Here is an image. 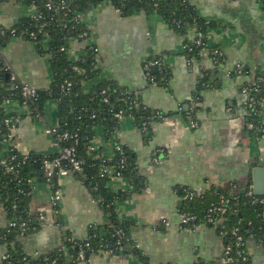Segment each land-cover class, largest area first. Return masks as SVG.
<instances>
[{
	"label": "crops",
	"instance_id": "crops-1",
	"mask_svg": "<svg viewBox=\"0 0 264 264\" xmlns=\"http://www.w3.org/2000/svg\"><path fill=\"white\" fill-rule=\"evenodd\" d=\"M192 3L201 17L220 24L207 40L219 49L224 63L204 89H200L203 70L213 68L214 62L209 54L200 60L188 57L186 47L195 40V29L179 34L157 13L140 11L123 16L105 0L84 15L89 38L73 45L75 60L85 55L89 45L98 50V75L83 82L84 93L107 80L134 92L149 111L167 116L147 126L132 117L120 122L115 138L133 158L140 186L132 191L125 178L109 182L113 190L129 193L118 202L116 213L122 221L132 222L130 236L150 264H220L224 241L218 230L203 224L193 229L180 225L186 192L203 196L212 187H226L231 194L239 193L252 187L253 170L264 167V132L256 135L247 129L246 95L241 90L246 81L264 71V6L261 0ZM32 11L29 2H0V27L12 28ZM154 56H161L171 70L165 86L146 78L145 64ZM50 58L23 36L12 37L2 48L4 64L12 67L20 82L38 91L47 90L53 82ZM239 64L241 71L237 70ZM243 69L248 73L243 75ZM58 105V101L48 100L38 116L10 107L19 116L11 141L19 153H53L47 129L59 123ZM262 120L264 126V117ZM93 142L112 157V142L104 138L101 129ZM58 185L62 201L59 212L54 213L50 187L43 178L32 179L29 211L43 215L44 220L36 232L20 237V241L23 251L33 258L60 246L66 234L85 240L91 226L106 224L105 211L90 185L77 175L61 178ZM8 223L7 212L0 209V233ZM246 245L252 264H264V245L253 238ZM5 254L0 235V263ZM78 264L138 261L126 249L113 254L103 250Z\"/></svg>",
	"mask_w": 264,
	"mask_h": 264
},
{
	"label": "trees",
	"instance_id": "trees-1",
	"mask_svg": "<svg viewBox=\"0 0 264 264\" xmlns=\"http://www.w3.org/2000/svg\"><path fill=\"white\" fill-rule=\"evenodd\" d=\"M47 0H36V5L40 11L44 12L45 19L36 21L27 17L18 22L14 27L17 29V36H23L30 40L29 34L38 31L43 27V31L35 40L36 46L43 54L50 55V64L52 69L53 82L47 90L39 91V99L35 103L33 115L38 116L43 112L45 103L48 100H56L59 102V130L60 132L68 131L78 133L79 141L77 142V151L83 160V172L77 176L86 182L94 190V197L99 200L105 211L107 218L106 224L100 226H91L88 236L85 240H77L70 234H66L62 243L57 248L42 254L36 258L28 256L22 248L20 237L36 232L40 228L38 216L33 215L29 211L28 197L31 189L30 181L35 178H44L42 171V155L29 154L28 159L21 165L19 175L8 173L4 166H0V201L6 209L8 220L25 222L27 229L23 230L17 227H10L0 233L2 243L6 246L7 258L0 264H77V256L81 248L86 243L91 245L88 251V257L99 250H118L117 239L113 237L117 229H124L125 237L123 243L126 249L128 245L134 242L130 236V228L132 222L122 221L117 215L118 202L129 196L128 192L115 191L109 187L110 179L102 176V158L97 157L96 153L88 152L87 147L93 141L99 129L102 130L106 140L112 143L117 142L115 136L119 130L120 121L115 118V113L119 110L124 111L125 118L132 117L137 123L143 124L150 115L148 108H145L139 97L130 90L120 87L115 83L107 80L101 81L94 87L90 93H84L82 84L94 76L98 75L97 51L95 49H87L85 55L74 60L68 53L71 38L78 37L83 32H90L88 27L82 20L76 18L77 14H86L90 7L98 5L105 0H71V13L65 15L62 12L49 11L44 8ZM58 1V0H56ZM111 1L116 8L120 9L123 16H129L134 13L145 11L159 14L170 28L179 32V34H188L190 29H195L196 36L199 32L204 35L205 43L208 34L220 27L216 21L207 20L198 14L192 0H108ZM31 2V0L29 1ZM59 2V1H58ZM264 6V0H261ZM2 30L10 28L0 27ZM44 37L49 38L47 50L42 44ZM12 38L7 31L4 38H0V49ZM196 40V38H195ZM195 40L190 43V51H187L188 57L193 60H200V49L195 47ZM210 45V44H209ZM212 58L213 68L203 70V79L200 89L210 86L211 78L214 72L224 63V56L214 54L212 49L208 52ZM161 56L150 58L151 61L161 59ZM163 59V58H162ZM165 61V60H164ZM0 66L4 62L1 56ZM165 61L164 71H158L154 75L152 84L165 86L170 79V68ZM248 71L243 69L242 74ZM66 81L73 82L72 89L67 93L62 89ZM243 86L249 88L250 95L260 103H255L252 107H248V101L245 102L247 123L254 124L251 133L259 135L263 126L264 117V71L255 74L252 80L246 81ZM106 91L105 95L102 92ZM108 97L105 103L104 98ZM21 100L18 90H14L9 86V78L3 71L0 72V135L4 139L5 120L16 119L19 116L16 113H8L2 104L7 99ZM137 102L139 104L136 106ZM188 113L184 112L183 115ZM95 116V117H94ZM19 120V119H18ZM149 123V120H147ZM70 142H64V146L70 145ZM125 148V147H124ZM126 150V148H125ZM127 151V150H126ZM12 153L22 158L16 148ZM128 153V152H127ZM129 158L126 161L125 168L122 170L123 177L130 183L132 191L140 186V177L136 169V164L128 153ZM52 156H56L52 154ZM113 161V165H115ZM57 183V179H55ZM250 188V187H249ZM245 191L239 192L236 200L232 202L229 213L225 216L221 228L217 229L218 233L225 232L223 241L225 244L233 243L234 237L230 234L233 227H239L241 233L245 236V240L249 238L256 239L264 245V205L252 204L250 197L247 196V188ZM24 192V193H21ZM230 190L226 187H212L203 196L195 194L193 199L184 201L181 212L196 214L199 220H204L208 209L212 204L219 201L221 196H230ZM128 249V248H127ZM247 245L244 246V250ZM128 253H132L141 261L149 262L147 257L139 251V249H130ZM88 259V258H87ZM249 264H252L251 259Z\"/></svg>",
	"mask_w": 264,
	"mask_h": 264
},
{
	"label": "built area",
	"instance_id": "built-area-1",
	"mask_svg": "<svg viewBox=\"0 0 264 264\" xmlns=\"http://www.w3.org/2000/svg\"><path fill=\"white\" fill-rule=\"evenodd\" d=\"M29 1L30 0H0V2H13V3H22V2H29ZM58 1L47 0L44 5V8L49 11L62 12L65 15L70 14L71 13V10H70L71 0H58ZM29 4L32 7L33 11L30 13L28 17L33 18L36 21L45 19L44 12L40 11V9L36 5V0H31ZM116 9L118 12H120L119 8H116ZM84 15L85 14H77L76 18L84 22L83 20ZM7 31H9V35L12 37H19L17 36V29L15 27H12L9 30H5L2 28V30H0V38H4L7 35ZM42 31H43V27L39 28L37 32L36 31L31 32L29 34L30 41L36 44L35 40L39 36V33H41ZM89 36H90L89 32L86 31V32L79 34L78 37L71 38L70 45L68 48V53L72 59H73L72 55L74 52L73 45L81 41H86L89 38ZM204 38H205L204 35L200 32L198 36H196L195 47L200 49L199 55L201 56L208 55V52L211 51V49L214 54L222 55L218 48L211 47V45H209L210 44L209 42H208L209 44L205 43ZM41 42L43 46L45 47V50H47V44L49 42V38L44 37ZM189 46L190 45L186 47L187 51L191 50V47ZM87 49H90V50L95 49V51L98 52L96 46L94 45H89ZM1 56H2V50L0 49V60H1ZM79 59L77 58L76 60H79ZM164 65H165V61L162 58L158 59L155 62L154 61L146 62L145 72H146L147 80H150V82L154 80V75H153L154 73L152 72L153 66H156L158 71L159 70L164 71ZM96 69H97V66H96ZM241 69H242L241 65L239 64L237 70L241 71ZM1 71L7 74L9 78L10 88L14 90H18L19 95L21 97V100L14 99V98L5 100L4 103L2 104V107L8 113L15 112L10 108L11 106L16 107L17 109L24 108L28 112L33 113L35 103L39 99L38 89L34 86L20 82L14 70L8 64H3V66H0V72ZM72 87H73V82L66 81L65 84L62 86V89L68 93L72 89ZM241 90H242V93L246 95V100L248 101V107H252L255 103H258V102L260 103V101L256 100L254 97L250 95V91L248 87L243 86ZM105 94H106V91H103L102 95H105ZM108 99H109L108 97L104 98L105 103L108 102ZM135 103L139 109L140 107L139 104L137 102ZM179 110L182 111V108H179ZM166 117L167 116L164 113L156 110L153 112L150 111V115L146 117V119L149 120V123H153V122H160ZM189 117H192V116L189 115ZM115 118L121 122L125 118L124 111L119 110L117 113H115ZM18 119L19 117L16 119L15 118L6 119L5 120V130L6 131H5L4 139H2L0 135V166H4L5 170L8 173L13 174V175L20 174L21 165L29 157L28 155H22L23 157L20 158L17 154L12 153L15 148L12 142L15 138V132L17 128ZM147 120L146 122L143 123L145 126H147V123H148ZM192 126L193 127L197 126V122L194 120L193 117H192ZM247 127L249 131H252V129L255 128L254 124L252 123H247ZM261 131L264 132V127L261 129ZM47 134L51 136L50 148L53 150V153L49 155H42L44 160L42 162L41 168L44 174L45 181L52 191L50 200H51L53 211L54 213H58L59 207L62 201V191L58 185V181L61 178L81 174L83 172V160L80 158V155L77 151V142L79 141L78 133L74 134L68 131L60 132L59 126L57 125L55 127L48 128ZM64 142H70L71 144L68 146H64L63 145ZM112 149H113V154H112V157L109 158L105 155L104 149L98 147L93 141L87 147L88 152L96 153L97 157L102 158V163H103L102 176L103 177H108L110 180H121L124 178L122 174V170L125 168V164L129 158V155L127 151L125 150V148L118 142L112 143ZM52 154H55L56 156H52ZM115 160H116L115 165H113V161ZM155 162L160 163V161L157 159L155 160ZM55 179H57V183H55ZM30 186H32V180L30 181ZM21 193H24V192L21 191ZM195 194L196 193L192 191L186 192V196L190 200L193 199ZM237 194L238 193L235 192V193H232L230 196H221L219 201L215 204H212L211 207L208 209V213L204 220H199V217L196 214L181 212L180 214L181 227L184 229H193L203 224V225L211 226L215 228L216 230L221 228V224L225 216L229 213L232 202L236 200ZM197 195L200 196V194H197ZM247 196L250 197L252 204L264 205V196L255 195L253 193L252 187L249 188L247 192ZM0 209L6 212V209L1 203V201H0ZM38 220L40 223L43 222L44 216L39 215ZM8 225L10 227H17L19 229H22V231L27 229V224L25 222L19 223L16 219L11 221V223L9 222ZM229 232L234 237V241L233 243H228V244L224 243L223 253L220 258V264H249L250 251L248 248L244 250V246H246V240H245V236L241 233V229L236 226V227H233ZM219 234L223 238V236H225L226 233L221 232ZM21 236H24V233H22ZM113 237L117 239V244H118L117 246L119 247L118 250H121V251L124 250L123 248H125V245H124L125 242L124 243L122 242L125 237L124 229H117ZM85 248L90 249L91 245L89 243H86L85 247L80 249L78 256H77V264L86 262L88 258V251H85L86 250ZM127 248L126 250L129 251L130 249H139V246L136 244H133V245H128ZM100 251H103V250H99L98 252ZM116 251L114 248L110 250H106L108 254H113ZM98 252H94L93 254L98 253ZM6 258L7 256L5 254L2 262ZM136 259L138 261V264H150L149 262L141 261L138 258Z\"/></svg>",
	"mask_w": 264,
	"mask_h": 264
},
{
	"label": "water",
	"instance_id": "water-1",
	"mask_svg": "<svg viewBox=\"0 0 264 264\" xmlns=\"http://www.w3.org/2000/svg\"><path fill=\"white\" fill-rule=\"evenodd\" d=\"M157 67H152V72H156ZM188 107H186L187 109ZM253 193L257 196H264V167H257L253 170Z\"/></svg>",
	"mask_w": 264,
	"mask_h": 264
}]
</instances>
